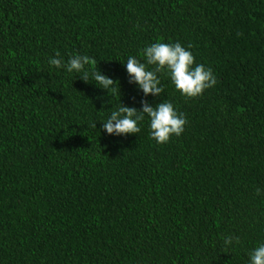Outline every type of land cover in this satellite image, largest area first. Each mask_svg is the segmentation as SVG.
Listing matches in <instances>:
<instances>
[{"label":"trees","instance_id":"trees-1","mask_svg":"<svg viewBox=\"0 0 264 264\" xmlns=\"http://www.w3.org/2000/svg\"><path fill=\"white\" fill-rule=\"evenodd\" d=\"M158 40L216 85L186 98L162 71L147 102H172L183 133L157 144L145 117L105 134L119 103L140 108L122 62ZM57 54L93 57L114 91L49 67ZM259 242L264 0H0V264H247Z\"/></svg>","mask_w":264,"mask_h":264},{"label":"clouds","instance_id":"clouds-1","mask_svg":"<svg viewBox=\"0 0 264 264\" xmlns=\"http://www.w3.org/2000/svg\"><path fill=\"white\" fill-rule=\"evenodd\" d=\"M143 61L129 55L123 63L128 83L142 93L140 108L124 106L121 103L110 111L102 129L105 134L124 136L141 131L140 123L148 120L149 137L157 144L167 143L172 136H180L184 131L186 118L168 100L155 105L147 102V97H159L164 91L158 73L167 74L174 89L186 98H196L207 89L213 88L216 77L210 67L194 63L192 52L180 42L157 41L142 49ZM49 67L63 68L70 74H77L84 82H94L95 86L107 93L114 91L115 82L97 69L96 60L88 55L74 54L65 62L57 54L47 61ZM151 66V67H150ZM95 128V123L92 125ZM260 195V189H256ZM239 244V237L228 235L223 238L224 248ZM247 264H264V242L257 243L248 253Z\"/></svg>","mask_w":264,"mask_h":264}]
</instances>
